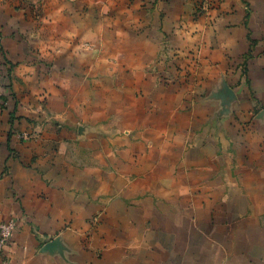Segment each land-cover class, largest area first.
I'll use <instances>...</instances> for the list:
<instances>
[{
    "label": "crops",
    "instance_id": "obj_1",
    "mask_svg": "<svg viewBox=\"0 0 264 264\" xmlns=\"http://www.w3.org/2000/svg\"><path fill=\"white\" fill-rule=\"evenodd\" d=\"M0 84L10 264H264V0H0Z\"/></svg>",
    "mask_w": 264,
    "mask_h": 264
},
{
    "label": "built area",
    "instance_id": "obj_2",
    "mask_svg": "<svg viewBox=\"0 0 264 264\" xmlns=\"http://www.w3.org/2000/svg\"><path fill=\"white\" fill-rule=\"evenodd\" d=\"M3 97V90L0 84V104ZM27 134L22 133L21 136L25 137ZM15 227V221L9 220L6 222H0V264H10L9 260L3 254L4 245L10 240Z\"/></svg>",
    "mask_w": 264,
    "mask_h": 264
}]
</instances>
